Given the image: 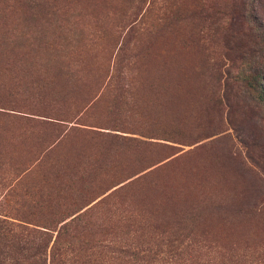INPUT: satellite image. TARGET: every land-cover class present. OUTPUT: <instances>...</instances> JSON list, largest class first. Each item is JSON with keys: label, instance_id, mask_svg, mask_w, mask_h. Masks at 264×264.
<instances>
[{"label": "rangeland", "instance_id": "1", "mask_svg": "<svg viewBox=\"0 0 264 264\" xmlns=\"http://www.w3.org/2000/svg\"><path fill=\"white\" fill-rule=\"evenodd\" d=\"M253 88L264 0H0V217L78 219L102 264H264Z\"/></svg>", "mask_w": 264, "mask_h": 264}, {"label": "trees", "instance_id": "2", "mask_svg": "<svg viewBox=\"0 0 264 264\" xmlns=\"http://www.w3.org/2000/svg\"><path fill=\"white\" fill-rule=\"evenodd\" d=\"M262 78L261 72L255 70L250 79L260 84ZM253 90L264 102V90ZM77 220L61 226L54 237L47 231L29 227L26 222L0 217V264H102L106 250L122 253L104 245L97 234L73 232L71 228ZM75 242L78 248L74 247Z\"/></svg>", "mask_w": 264, "mask_h": 264}]
</instances>
